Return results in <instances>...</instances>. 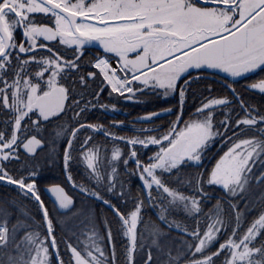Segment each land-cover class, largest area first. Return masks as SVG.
Here are the masks:
<instances>
[{
  "label": "snow or ice",
  "instance_id": "snow-or-ice-1",
  "mask_svg": "<svg viewBox=\"0 0 264 264\" xmlns=\"http://www.w3.org/2000/svg\"><path fill=\"white\" fill-rule=\"evenodd\" d=\"M35 13L44 14L51 26H37L31 16ZM17 32L22 37L19 43L15 41ZM39 37H43L46 42L58 40L60 45H75L72 58L64 59L49 43L38 44ZM93 41L99 42L105 54L95 58L91 65L99 72L88 73V77L92 79L98 75L103 76L101 87L92 93L97 104L89 100L81 105L82 93L80 99L73 98L71 103L66 104L70 89L61 80L68 79V73L80 69L83 56L81 50L85 44ZM37 48L46 49L50 55L47 58H37L34 54ZM20 54H25L27 58ZM112 58L117 60L116 67L110 65ZM33 64L36 65L35 69L31 68ZM118 70L124 73L123 77L117 75ZM190 70L198 73L220 70L232 78L257 70L264 71V0H0V109L10 115V119L2 121L5 128L0 129V182L16 186L23 196L36 202L47 229L44 239H40L39 233H29L25 237L36 245L30 250L36 255L33 257L29 252L26 260L20 255L21 243L17 242L16 229L13 228L10 232L7 226L0 224V252L9 253L10 249L11 253H16L7 254L6 260L0 259V264H51V256L55 257L56 264H118L113 233L107 219L103 224L110 251L101 246L99 241L104 237L99 236L93 227L90 237L93 243L82 249H78L70 241H64L65 252L68 254L65 259L53 234L48 210L36 186L38 165L25 161L21 168H29L30 171L27 176L21 175L19 178L6 170L5 162L19 160L21 149L34 155L36 149L42 147L41 139H37L35 135L28 137L31 130L39 131L42 123L67 112H72V119L78 126L72 129L64 148L63 167L66 178L85 200L97 201L109 208L117 218L119 230L128 239L119 264H156L151 247L145 256L140 255L145 247L143 241L141 240L139 248L137 246L136 229L144 202L137 200L135 209L126 215L111 199L105 198V193L121 198L127 195L123 182H118L117 162L121 160L122 152L114 145L111 158L107 161V168L111 171L102 172L97 167L100 163V150L95 145L89 147L92 141L90 135L80 143L79 151L91 186L77 184L73 180L69 169L75 159L73 153L76 151L77 134L85 128L100 132L113 142L121 141L131 146L140 144L144 148L157 146L158 150L147 162H142L133 148L123 159V164L127 169L129 161L135 163L134 174L141 181L149 206L154 209L161 207L158 219L170 230L175 229L184 236L191 237L194 243L187 240H181L180 243L193 257L200 254L201 258L187 259L185 264H216V259L222 253H227L223 264H264V241L258 246L253 243L260 235V229H264V213L237 239L242 213L238 210L237 203L232 202L236 197L244 199L251 181L264 184V115L246 106L235 89L227 85L245 113L243 118L236 119L233 125L230 117L225 115L214 125V111L220 106H227L231 101L212 98L196 109L195 114L202 116L201 119L184 121V127L177 130L176 124L182 120L188 87L192 79H200L199 75L193 77ZM181 79L183 83L179 84ZM79 82L81 86L86 84L84 75L79 76ZM104 82L111 86V93H118L125 100H134L136 93L143 92L146 88L157 94H160L158 90H163L165 98L170 93H177L181 106L180 115L167 133L146 139H128L100 126L81 123L82 113L90 112L97 106L105 111L108 109L107 105L98 104L104 91ZM133 82L144 87L134 89ZM248 87L264 93V80ZM75 91L74 87L71 88L72 93ZM171 111L169 108L164 112H153L141 119L152 120L153 117ZM9 124L10 131L7 128ZM229 131L232 135H228ZM248 131L255 135L240 139ZM217 139L230 146L211 168L207 179L203 180V174H198L194 186L191 181L180 180V169L201 166L204 155ZM257 166L260 169L259 175L253 171ZM174 171L179 183L191 186L193 195H184L178 189H171L166 185L161 177L165 173L171 176ZM29 180L31 182H26ZM205 184L220 187L224 191L229 198L228 206L233 209L236 218V228L232 229L231 235L210 254L207 250L218 241V234L226 230L227 225L220 220L208 224L207 230L201 232V200L211 199L204 191ZM45 191L54 197L59 211L77 217L84 215L89 222H94L91 208L74 207V201L63 188L53 187ZM166 200L168 205L163 206ZM122 202L127 201L122 199ZM170 209H183L188 216L196 218V227L189 230L170 221L165 214ZM156 234L160 235L159 232ZM152 245L165 257L161 264H181L185 260L184 250L178 249L173 255L171 251L165 253L160 249L156 240L152 241ZM49 248L53 250L51 254Z\"/></svg>",
  "mask_w": 264,
  "mask_h": 264
},
{
  "label": "flooded vegetation",
  "instance_id": "flooded-vegetation-1",
  "mask_svg": "<svg viewBox=\"0 0 264 264\" xmlns=\"http://www.w3.org/2000/svg\"><path fill=\"white\" fill-rule=\"evenodd\" d=\"M31 16L34 17L37 26H42V25L51 26L49 25L48 18L44 16V14L35 13V14H31ZM21 39H22L21 34L17 32L15 34V41L19 43ZM40 42L49 43L50 46L53 47V50L54 51L58 50V54L61 55L64 59H71L73 56V49L75 48V45H73L72 47H69L67 45H60L58 44V40L53 42H46L43 41V37L38 38L37 43L39 44ZM25 46L27 47V44H25ZM81 51L83 52V56L80 61V69L78 71H73L68 73V79L61 80V83H63L66 87H69L70 89L69 100L66 101V104L71 103V100L73 98L80 99L81 93L83 94V98L80 99L81 105L87 103L89 100H91L93 104H97V101L93 97L92 93L98 91L99 88L101 87V81H103V76L98 75L95 79H92L88 77V73L99 72L98 69L92 67L91 65L94 64L95 58L101 57L105 54L103 53V49L101 45L97 41H93L89 44H85ZM34 54L37 56V58L40 57L47 58L50 55L46 49H39V48H37ZM20 55L22 57L27 58L25 54H20ZM110 62H111L110 65L112 67H116L117 60L115 58L110 59ZM31 68L35 69L36 65L34 64L31 65ZM190 71H192L193 77L199 75L200 79H192V83L189 85L188 91L193 90L195 88L204 89L206 88V85H204V83L210 81L216 82L215 86L217 88L221 87V88L229 89L227 85H231L233 89L243 88L245 86L244 85L245 82L243 83L245 78L253 74V73H248L241 77L232 78L227 73H224L220 70H204L199 73L193 70ZM257 72H259V70H257L254 73ZM81 74L84 75L86 78V84L84 86H81L79 82V76ZM117 75L123 77L124 73L118 70ZM178 83L182 84L183 79H181V81H179ZM73 87L76 90L75 93L71 92V88ZM132 87L135 89L137 87H144V86L139 85L136 82H133ZM255 90H259V89H255ZM188 91L186 93L185 101L183 104L182 120L179 124H176L177 130L184 127V123H183L184 121H188L189 119L202 118V116L195 114L196 107L198 105L197 103L198 100L195 97L188 98ZM158 92L160 94H157L156 91H153L150 88H146L143 92H137L134 100H125L124 97L120 96L118 93H111V86L107 85V82H104V91L100 95L98 104L107 105L108 109L105 111L102 110L99 106H97L90 112L86 111L81 114L80 122L89 125L100 126L102 128L107 129L110 133H114L117 136L125 137L128 139H135V138L146 139L151 136H162L169 131V129L173 126L174 122L177 120V116L180 115L181 112V106L179 103V96L177 93H170L165 98L162 94L163 90H158ZM109 93H111V95ZM125 95H130V94L125 93ZM207 101L208 100L203 102H207ZM229 101H231L230 104H228L227 106H220L218 109L214 111L213 113L214 125L216 124L217 121L223 119L225 115H228L230 117V123L232 124H234L236 119H241L244 117V116L243 117L236 116L234 114L236 99H232ZM169 108L172 109L170 113L165 112V114L159 117H153L152 120L141 119L142 117L149 116L153 112H164V110ZM205 112H207V110H205ZM5 119H10V115L7 111L0 109V129L5 128V125L2 123V121ZM167 122L172 123V125L170 127H166ZM114 125H121V126H114ZM77 126L78 123L76 121H73L72 119V112L61 114L58 117H53L48 122L42 123L39 131L33 129L28 133L29 138L35 135L37 139H41L42 147L37 148L34 155L25 153L21 149L19 160H12L9 162H5L6 170L9 172L10 175L19 178L21 175L27 176L28 172L30 171L29 168H23V169L21 168L22 164L25 161L33 163L34 166L38 165V175L35 178L36 186L39 190V194L41 196L42 201L44 203H49L47 204L49 216L58 218L67 215L66 213L58 210L56 204L53 202L49 194L45 191L47 187L60 186L69 196L73 198L74 207L80 208L84 206L91 208L96 221L95 230L99 233V235H102V237H104L103 242L102 243L99 242V243L101 244L102 247L105 248L106 251H109L110 249L108 246V241H107L103 222L105 219L109 221L110 227L113 230L112 232L113 237H115L113 238V243L115 244L116 253L118 257L119 253L117 251L120 248V246L123 244V239L121 241L117 240L119 238L117 235V230L120 227L117 218L115 217L113 212L109 210V208L103 206L102 204H99L97 201L85 200V198L81 193H79L78 191L74 190L71 187L64 172V167H63L64 148L67 139L71 135L72 129H74ZM7 128L10 131L11 124L7 125ZM141 129H146L150 131H141ZM7 134L8 133H6V135ZM89 135L92 136V141H90L89 147H92L93 145L99 147L100 163L97 164V167L100 168L102 172L111 171L110 168H107V161L111 158V153L114 145L116 147H119V149L122 152L121 160L117 162L118 182H123L124 186L129 187V194L121 198L119 196H110L105 193V198L111 199L112 203H119L120 205L122 204L124 207L122 208L125 210L123 211V213H125L126 215L135 209V203L137 200H142L144 202L136 229L138 248L141 240L145 245L143 251L140 252V255L146 256L149 247H151L152 255L154 257V260H156V264H161L162 260L165 257L163 256L161 251L158 250L157 247L152 245V241L156 240L157 244L160 246V249H163L165 253L171 251V253L175 255L173 251L176 253L178 249L181 250V248L179 247H182V250L186 252V255H185V260H182L181 264H185V261L187 259L201 258L200 254H196L193 257L191 252H187L186 247L180 243L181 240H187L189 243L190 242L194 243L191 237L184 236L181 232L176 231L174 229L170 230L164 223H162L158 219V215L161 212V207H157L154 209L153 207L149 206L148 201L145 199L144 194H142L141 196L134 194V190H133L134 187L142 188L141 181L139 180L138 175L134 174L136 173V165L132 161H129L127 165V169H125V166L123 164V159H125L128 156L129 152L134 148L137 151V155L141 159V161L147 162L148 158L158 150L157 146L150 145L148 148H144L143 145L140 144L131 146L121 141L113 142L110 138H106L100 132H94L89 128L82 129L77 134V141L75 143L76 151L73 153L75 159L69 169L73 180L77 184H85L91 186L90 181L86 178L87 172L85 169V164L82 161V156L79 151L80 143ZM254 135H248V136L242 135L240 138L245 139L248 137H253ZM217 150L218 149L214 147L209 148L206 152V155L209 154V156L207 157L206 155H204L203 161L204 159L211 160L213 154ZM202 165H204L206 169L209 167V163L203 162ZM197 168L198 166L182 167L178 174L179 179L185 182L191 180L194 186L195 177L197 176V171H198ZM209 172L205 170L204 172H202L203 180L207 179ZM186 173H188L189 176H191L193 179L192 178L187 179ZM172 176L175 178H173ZM161 178L165 181L167 186L173 184L174 186H178L180 191L185 189L184 184L179 183V181L177 180V173L175 171L171 176L165 173ZM26 182H31V181L29 180ZM204 191L211 196V199L207 201L201 200V207L203 209L202 213L207 214V216L211 218V221H213V217L211 216L214 217L216 216L215 217L216 220L220 219L224 221L225 224L227 225L226 230L218 234V241L214 242L213 245L210 246V248L207 250V253L210 254L217 250V248L219 247V243H224L227 240L228 236H230V231H231L229 227L230 217L228 216V214L234 215V212L228 206L227 200L229 198L225 196L224 191L220 187L208 186L207 184H205ZM141 192H144L143 188ZM183 194L187 195L186 193ZM191 195H193L192 191L187 196H191ZM21 196L23 195L20 193L19 189L16 186L8 185L4 182H0V198L6 197L11 200L13 199L16 200L19 199V197ZM122 199L127 202L123 203ZM232 202L237 203L238 210L242 213L241 225L238 228L239 231L237 230V234L239 236L242 233L245 234L246 232V231L244 232V229H242L241 231L240 228H243L245 222V216L248 211L253 210L254 221L258 219L262 213H264V190L262 189L259 192L253 194L252 197L249 195H244V199H240V197H236L233 199ZM218 204L219 207H217ZM167 205H168V201L166 200L163 206H167ZM150 209H151L150 212L154 214L153 217L156 218V221L150 220L148 216L150 213L149 212ZM230 210L232 211V213L230 212ZM168 212H170L173 215L174 219L177 220H182L187 218L186 213L185 211H183V209H175V210L170 209ZM1 216L4 215L2 214ZM189 222L194 225V223L196 222V218L190 217ZM232 222L233 224H235L234 228H236V223L233 221V219H231V223ZM150 223H154L157 225V228L160 230L159 231L160 235H157L155 233L148 234V225ZM205 224L207 225V220ZM233 224H231L232 227ZM64 228L62 227L53 228L54 234L60 232L62 233L63 236L62 242H64L63 240L65 239H70L69 237L70 231L66 229V227ZM201 228L202 226L200 227V229ZM83 229H85V231L79 237L82 240L86 241L87 239L83 235L85 234L92 235L93 232L90 233L89 231H86L87 230L86 228ZM33 231L34 232L32 233H39V236H42L41 235V232L43 231L42 228H36ZM91 231H93V227H91ZM203 231H206V229H204ZM166 236L168 238H166ZM261 241H264V229H260V235L257 236V239L254 241V244L258 246ZM90 242H91L90 240L87 242H79L81 246H78V249L83 248L85 245H89ZM126 242L128 244L127 238H126ZM75 243L76 242L74 241L72 242L74 246H76ZM62 244L63 243H60L61 251L63 250L65 252V245ZM178 244L180 245L179 247H177ZM29 246L30 244H28L27 248H25L24 251L20 252V255L26 258V260L28 258L27 249ZM50 252L51 250L49 248V254ZM192 252H194V249H192ZM65 254L67 253L65 252ZM226 254L227 253H222L221 256L216 259V264H223L224 257ZM0 259L6 260L5 252H0ZM119 261H122V258H118V264Z\"/></svg>",
  "mask_w": 264,
  "mask_h": 264
},
{
  "label": "trees",
  "instance_id": "trees-1",
  "mask_svg": "<svg viewBox=\"0 0 264 264\" xmlns=\"http://www.w3.org/2000/svg\"><path fill=\"white\" fill-rule=\"evenodd\" d=\"M262 80H264V71L259 70V72L253 73V74L249 75L247 78H245V80L243 81V83L245 82V84H244L245 86L243 88L235 89V92L243 100V102L246 106L253 108L255 110H258L260 114L264 115V93H261L259 90L250 89L248 87L249 85L256 84ZM204 85H206V88H204V89L195 88L193 90L188 91V98H191V97L194 98L195 97L198 100V102H197L198 105H197L196 109L201 107L202 103H204L203 101H206V100H209L212 98H226L229 100L236 99L233 96V93L230 89L221 88V87L217 88L215 86L216 82H212V81L205 82ZM232 105H234V104H232ZM234 111H235L234 114L236 116H240V117L245 116V113L240 108V103L237 100L235 103ZM205 113H207V112H205ZM171 125H172V123H169V122L166 123V127H170ZM241 127H244V126L241 125ZM221 131H223V129H221ZM228 135H232V132L229 131ZM242 135H246V136L254 135V132L248 131ZM222 142H223V140H221V139L216 140L213 147L217 148L218 150L215 151L211 160L210 159H207V160L204 159V161H203L204 163H209V167L206 169L204 165L198 166L197 175L204 172V170L209 172L210 169L212 168V166H214V164L218 160V158L223 154L224 151H226L229 144H225L224 142L223 143ZM151 152H152V150H151ZM206 156L208 157L209 154H207ZM186 175H187V179L192 178L191 176H189L188 173H186ZM168 187H170L171 189H177L176 186H174L173 184L168 185ZM133 190H134L135 195L141 196L142 194H144V192H141L142 188H140V187H134ZM179 191H180V189H179ZM180 192L186 193L187 195L190 194V192L188 191L187 188H185L184 190H181ZM11 198H13V197H11ZM47 204H49V203H44L45 208H47ZM113 204H115L118 208H120L122 212L125 211L123 209L124 207L122 204H121L122 206L119 203H113ZM47 210H48V208H47ZM150 211H151V209L149 210V212ZM2 214L4 216H1ZM148 216H149L150 220L156 221V218L153 217L154 214L152 212H150ZM49 218L51 219L52 225H54V228H60V224L58 222L57 217L55 218V217L49 216ZM253 221H254L253 210H250L246 213L243 228H240L241 231H242V229H244V231L247 230L248 226ZM0 224L7 226L9 228L10 232L13 228L16 229L17 242L21 243L20 252L24 251L25 248H27L28 244H30L29 240L25 239V237H27L29 235V233L32 234V232H34L33 231L34 229L42 228L43 231L41 232V235L47 236V229H46V225L44 223V219H43V216L41 214V211L38 208L37 203L35 201H33L32 199H30L29 197L21 196V197H19V199H16V200H14V199L11 200V199H8L6 197L0 198ZM238 231H239V229H238ZM54 235H55L57 243L59 245V248H60L59 250L61 252V255L65 259H67L68 255L65 254V252L63 250L61 251V246H60V243H62V238H63L62 233L60 232V233H57ZM117 235H118V233H117ZM50 250H51V252H50V254H51L53 250L51 248H50ZM117 252L119 253L118 258H122L123 249L122 250L120 249ZM9 253L16 255V253H11L10 249H9ZM51 259H52L51 264H56L55 257L51 256Z\"/></svg>",
  "mask_w": 264,
  "mask_h": 264
},
{
  "label": "rangeland",
  "instance_id": "rangeland-1",
  "mask_svg": "<svg viewBox=\"0 0 264 264\" xmlns=\"http://www.w3.org/2000/svg\"><path fill=\"white\" fill-rule=\"evenodd\" d=\"M248 138H252V137H248ZM240 139H243V138H240ZM228 146H230V145H228ZM226 151H227V149H226ZM254 173L256 174V175H259V171H260V169H259V166H257V168H255L254 170ZM173 177V176H172ZM173 178H175V177H173ZM191 181V180H190ZM188 182V181H187ZM191 184L193 185V182L191 181ZM184 187L185 188H187L188 189V191L189 192H191L192 191V189H191V186H189V184L188 183H184ZM176 188L179 190V187L178 186H176ZM124 189H125V192L127 193V194H129V187L128 186H124ZM247 192L244 194V195H249V196H253V194H255V193H257V192H259L260 190H264V184H258V183H256L255 182V180H253V181H251L250 182V184L247 186ZM117 191H119V186H117ZM233 210V209H232ZM230 212L232 213V211L230 210ZM166 214V216H167V218L170 220V221H173L174 223H176V224H179L180 225V227L181 228H184V227H186V228H188L189 230H192L193 228H195V226H196V222L194 223V225L192 224V223H190L189 221H190V216H188L187 214H186V219H182V220H177V219H174V217H173V215L170 213V212H167V213H165ZM94 215V214H93ZM228 216L230 217L229 218V227H230V230H231V232H232V229L234 228V225L235 224H233V222L231 223V219H233V221L236 223V218L234 217L235 215H233V214H228ZM207 217H208V219H207ZM211 217H213V221H211V218L209 217V216H207V214H204V213H201V216H200V225L202 226V228H201V232H204L203 230L204 229H206L207 230V226H208V224H211V223H215V222H217V221H220V219H218V220H216L215 219V217L214 216H211ZM56 218V217H55ZM54 218V219H55ZM206 218V219H205ZM241 218H242V216H241ZM58 219V222H59V224H60V227H62V228H64V227H66V229H68L69 231H70V239H65V240H63V241H70L71 243L74 241V242H76L75 243V245L78 247V246H81L80 245V243L79 242H87V241H91L90 242V244H92L93 243V240H91L90 239V237L92 236L91 234L89 235V234H85V235H83L87 240L86 241H84V240H82L79 236L80 235H82L83 234V232L85 231V229H83V228H86L87 230L86 231H89L90 233L91 232H93V231H91V227H95L96 226V221H95V217H94V222H89L88 220H87V218H86V216H84V215H81V216H79V217H77V216H72V215H70V214H67V215H65V216H62V217H58L57 218ZM56 219V220H57ZM206 220H207V225L205 224L206 223ZM55 222V221H54ZM254 222V221H253ZM252 222V223H253ZM251 223V224H252ZM231 224H233V227L231 226ZM251 224L249 225V226H251ZM200 226V227H201ZM248 226V227H249ZM53 228H54V225H53ZM65 229V228H64ZM175 230V229H174ZM160 230L157 228V225L156 224H154V223H150L149 225H148V234H156L157 232H159ZM177 231V230H176ZM245 231H247V230H245ZM244 231V232H245ZM112 232H113V230H112ZM180 232V231H179ZM231 232H230V235H231ZM117 233H118V239L117 240H119V241H121L122 239H123V244L122 245H126L127 244V242H126V238H125V236L123 235V232L121 231V230H117ZM182 233V232H181ZM33 235L34 234H36V233H32ZM244 235V233H242L241 235H239L238 236V234H237V239H239L240 237H242ZM82 236V237H83ZM99 236H102V235H99ZM46 236H40V239H44ZM113 238H115V237H113ZM166 238H168L167 236H166ZM71 240H73V241H71ZM29 242H30V246L28 247V258H29V252H30V255L31 256H35L36 255V253L34 252V251H30L31 249H33V248H35L36 247V245L35 244H33L32 243V241L31 240H29ZM99 242H103V240L102 241H99ZM63 244L62 245H64V242H62ZM190 243H192V242H190ZM253 243H254V241H253ZM89 244V245H90ZM103 245V244H102ZM120 245V244H119ZM120 246V248L118 249V250H122L123 248H124V246ZM180 245L178 244L177 245V247H179ZM58 247H59V245H58ZM179 248H181V250H182V247H179ZM80 249H82V248H80ZM176 249V248H175ZM178 249V248H177ZM167 250V249H166ZM169 250V249H168ZM173 253L174 254H176L174 251H173ZM7 254H9V253H5V258L7 257ZM41 257H43V253H41ZM24 258V257H23ZM27 258V259H28ZM24 259H26V258H24Z\"/></svg>",
  "mask_w": 264,
  "mask_h": 264
},
{
  "label": "water",
  "instance_id": "water-1",
  "mask_svg": "<svg viewBox=\"0 0 264 264\" xmlns=\"http://www.w3.org/2000/svg\"><path fill=\"white\" fill-rule=\"evenodd\" d=\"M53 187H60V186H51V187H47V189H51V188H53ZM48 193V192H47ZM66 193V192H65ZM49 194V196L51 197V199L53 200V202H54V197H52L51 195H50V193H48ZM67 194V193H66ZM68 195V194H67ZM69 196V195H68ZM72 200H73V198L71 197V196H69ZM56 204V203H55ZM56 206H57V208H58V205L56 204ZM62 212V211H61Z\"/></svg>",
  "mask_w": 264,
  "mask_h": 264
},
{
  "label": "bare ground",
  "instance_id": "bare-ground-1",
  "mask_svg": "<svg viewBox=\"0 0 264 264\" xmlns=\"http://www.w3.org/2000/svg\"><path fill=\"white\" fill-rule=\"evenodd\" d=\"M111 63V62H110Z\"/></svg>",
  "mask_w": 264,
  "mask_h": 264
}]
</instances>
